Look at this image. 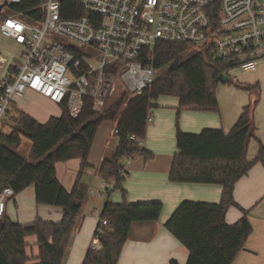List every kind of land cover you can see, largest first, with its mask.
<instances>
[{
  "label": "trees",
  "instance_id": "obj_1",
  "mask_svg": "<svg viewBox=\"0 0 264 264\" xmlns=\"http://www.w3.org/2000/svg\"><path fill=\"white\" fill-rule=\"evenodd\" d=\"M74 3L73 0L63 3V17L86 15L79 5L76 11L67 10ZM37 7V0H24L20 5H11L7 12L22 13L21 19L32 23L41 20L44 14ZM5 17L0 13V22ZM75 54V72L82 73L86 68L85 53L75 51ZM150 55L154 58V69L163 72L148 89L133 97L124 92L101 114L94 110L93 99L86 97L83 111L76 119L70 116L67 103L60 105V116L51 117L44 124L14 106L17 116L11 121L9 131L5 130L7 125H3L6 120L0 125V191L11 188L19 195L34 186L38 205L56 207L64 213L60 223L38 217L29 225L13 222L5 216L0 220V264H63L87 197L80 187V179L90 167L89 156L104 121L116 123L119 143L114 157L102 161L98 174L105 182L114 183L111 191L121 190L125 196L122 161L138 153L145 159L153 157L138 142L146 138L148 117L159 98L179 99V113L190 108L218 112L219 84L254 94L255 99L244 108L228 134L222 129H205L200 134L178 129L177 154L170 181L218 184L223 188L222 200L219 204L185 201L166 222L165 228L189 251L187 264H233L237 259L253 233V226L248 218L249 211H244V216L234 224L227 223L226 215L229 208H239L234 198L236 184L255 164L264 161L263 145L254 161L247 160L249 145L257 139L254 114L260 86L237 83L228 76L234 66L216 60L208 50L196 51L195 46L189 44L160 42L153 50L147 48L142 59L146 61ZM24 138L32 143L28 157L18 152ZM74 159L81 161V168L75 188L69 192L58 180L56 166ZM162 212L161 202L115 204L107 201L96 230L102 248L100 251L90 248L84 264H118L132 226L157 222ZM103 221L107 222L106 226L101 225ZM31 236L36 238L38 247L35 261L28 255L27 238Z\"/></svg>",
  "mask_w": 264,
  "mask_h": 264
},
{
  "label": "built area",
  "instance_id": "obj_2",
  "mask_svg": "<svg viewBox=\"0 0 264 264\" xmlns=\"http://www.w3.org/2000/svg\"><path fill=\"white\" fill-rule=\"evenodd\" d=\"M23 1L0 0V13L6 16L0 34L22 51L21 58L8 65L0 57V125L15 99L28 92L57 105L67 103L74 119L81 115L86 97L102 113L120 87L130 97L142 93L156 73L153 56L144 61L142 54L160 42L201 47L243 72L257 71L264 61V0H73L67 10L76 11L79 5L86 13L79 18L63 17L67 0H37L36 9L44 14L32 23L22 20V13L6 12ZM75 51L85 53L82 73L75 72ZM113 187L105 182L97 195L107 196ZM14 197L11 188L0 191V220ZM99 238L95 232L94 251L102 248Z\"/></svg>",
  "mask_w": 264,
  "mask_h": 264
},
{
  "label": "crops",
  "instance_id": "obj_3",
  "mask_svg": "<svg viewBox=\"0 0 264 264\" xmlns=\"http://www.w3.org/2000/svg\"><path fill=\"white\" fill-rule=\"evenodd\" d=\"M262 89L263 100H261ZM262 89L260 88L259 103L255 107L254 114L257 139L251 141L247 152V160L250 162L257 158L260 146H264V86ZM28 93L34 94L40 100L57 105L37 93ZM247 94L246 96L236 95L239 97H235L234 103L227 112L220 104L221 110L219 108L218 112L190 108L179 113V99L172 100L170 98L174 97H169V99L160 100V97L156 102L157 106L151 110L152 121L148 122L147 135L141 146L151 152L153 157L145 159L141 153H138L122 161L125 169L122 175L125 196L121 190L111 191L107 196L97 195L104 191L105 183L98 174L99 166L103 160L108 159L110 153L115 154L119 142L113 134L107 140L104 138L103 143L99 145L95 140L91 154L97 146L99 155L94 159L90 154V167L85 170L80 179V187L87 197L77 221V228L71 237L70 251L65 264H84L107 201L115 204L124 202L129 204L161 202L163 204L159 221L132 226L118 264H187L189 251L165 228V224L185 201L219 204L222 200L223 188L218 184H176L170 181V171L177 154L178 129L188 134H200L205 129H222L228 134L244 108L255 99L254 94L249 92ZM16 106L39 123L44 124L51 118L45 117L41 120L34 118L29 112L20 109L17 103ZM31 148L26 156L20 154L28 157ZM80 168L81 161L78 159L57 164V178L67 191L74 190ZM234 198L239 208H229L226 215L227 223L238 222L244 216V211H249L248 218L253 226V233L233 264H264V161L255 164L236 184ZM5 216L13 222L29 225L38 217L47 222L60 223L64 213L56 207L38 205L35 187L32 186L21 194L15 195L7 203ZM28 243L30 247L36 246V241L34 244ZM36 248L35 257L38 256V247ZM31 249L34 255V249L32 247Z\"/></svg>",
  "mask_w": 264,
  "mask_h": 264
},
{
  "label": "rangeland",
  "instance_id": "obj_4",
  "mask_svg": "<svg viewBox=\"0 0 264 264\" xmlns=\"http://www.w3.org/2000/svg\"><path fill=\"white\" fill-rule=\"evenodd\" d=\"M9 10L6 9V12ZM57 41H63L62 39L56 37L55 38ZM196 51H200L202 50L201 47H195ZM22 56V51L20 49V47L14 43V41H12L11 39H8L4 36H2L0 34V57L4 58L7 61V65L11 64L15 61V59H20ZM163 71H156L155 73V77L157 75H160ZM228 76L233 79L234 81H236L237 83L243 84V85H259L260 88L262 89L264 86V61H262L258 67V72H243L240 69H233L232 71H230L228 73ZM261 82V84H260ZM234 86H228V85H224V84H219L218 88H217V98L219 101V108L221 110V106L224 109L225 112L229 111L231 105L234 103L235 101V97H239L236 95H248L246 91L244 90H239V89H235L232 88ZM124 93L123 88L120 87L119 92H117V94L109 100L108 102V106L112 105L117 99H119L121 97V95ZM166 100L169 99V97H161L160 100ZM172 100H176V98H170ZM261 100H263V89H262V96H261ZM15 104L13 105V107H17L16 103L18 104V107L22 110H25L27 112H29L32 116H34V118L37 119H44L46 118H50L52 116H59L62 112L60 106L54 105V104H50L44 100H40L37 98V96H35L32 93H28L25 95V97L23 99H15ZM221 104V106H220ZM11 109V111L9 112V115L6 119V123H4L3 125H7L5 127L6 131H9L10 127L12 126V120L16 118L17 114L14 112L15 107ZM104 111V110H103ZM102 111V112H103ZM101 114V113H100ZM117 130L116 128V123L114 121L111 120H106L102 123V125L99 127L97 135L95 140L98 141V145L99 143H103V139L106 138V140L110 137V135L113 134V136L115 138H117L115 131ZM106 142V141H105ZM31 142L28 138H24L23 139V143L20 146L19 149V153L23 154L24 156H26L31 148ZM94 151L91 154V158H96L99 155V151H98V147H94ZM114 153H110L108 159H112L114 157ZM12 208L15 209V207L12 205ZM16 211V209H15ZM100 220V218H99ZM75 232V231H74ZM73 232V233H74ZM28 242H30L31 244H34L36 241V238L34 237H29ZM71 241V240H70ZM71 244H69L67 250H66V255H65V259H64V264L66 263L67 259H68V254H69V248H70ZM31 247L34 249V255L32 254V249ZM28 249V255L31 258L32 261H35V256L37 253V248L36 246H31Z\"/></svg>",
  "mask_w": 264,
  "mask_h": 264
},
{
  "label": "water",
  "instance_id": "obj_5",
  "mask_svg": "<svg viewBox=\"0 0 264 264\" xmlns=\"http://www.w3.org/2000/svg\"><path fill=\"white\" fill-rule=\"evenodd\" d=\"M3 6H4V5H0V10L2 9ZM176 63H178V60H176Z\"/></svg>",
  "mask_w": 264,
  "mask_h": 264
}]
</instances>
